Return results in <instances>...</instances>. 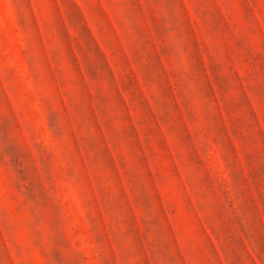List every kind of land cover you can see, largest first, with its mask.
I'll list each match as a JSON object with an SVG mask.
<instances>
[{"label":"rangeland","instance_id":"rangeland-1","mask_svg":"<svg viewBox=\"0 0 264 264\" xmlns=\"http://www.w3.org/2000/svg\"><path fill=\"white\" fill-rule=\"evenodd\" d=\"M0 264H264V0H0Z\"/></svg>","mask_w":264,"mask_h":264}]
</instances>
